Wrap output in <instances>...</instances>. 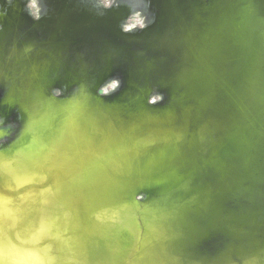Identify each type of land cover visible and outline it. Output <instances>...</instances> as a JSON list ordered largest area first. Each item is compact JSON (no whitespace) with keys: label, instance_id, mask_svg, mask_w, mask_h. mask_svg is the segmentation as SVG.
Wrapping results in <instances>:
<instances>
[{"label":"water","instance_id":"95a60500","mask_svg":"<svg viewBox=\"0 0 264 264\" xmlns=\"http://www.w3.org/2000/svg\"><path fill=\"white\" fill-rule=\"evenodd\" d=\"M0 264H264V0H5Z\"/></svg>","mask_w":264,"mask_h":264},{"label":"rangeland","instance_id":"374dc122","mask_svg":"<svg viewBox=\"0 0 264 264\" xmlns=\"http://www.w3.org/2000/svg\"><path fill=\"white\" fill-rule=\"evenodd\" d=\"M5 0H0V6L2 5V3L4 2Z\"/></svg>","mask_w":264,"mask_h":264}]
</instances>
